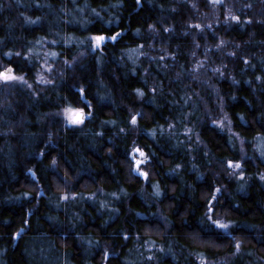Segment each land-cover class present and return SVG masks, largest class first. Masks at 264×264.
<instances>
[{
    "label": "trees",
    "instance_id": "obj_1",
    "mask_svg": "<svg viewBox=\"0 0 264 264\" xmlns=\"http://www.w3.org/2000/svg\"><path fill=\"white\" fill-rule=\"evenodd\" d=\"M212 3L0 0V264H264V0Z\"/></svg>",
    "mask_w": 264,
    "mask_h": 264
},
{
    "label": "rangeland",
    "instance_id": "obj_2",
    "mask_svg": "<svg viewBox=\"0 0 264 264\" xmlns=\"http://www.w3.org/2000/svg\"><path fill=\"white\" fill-rule=\"evenodd\" d=\"M211 1L214 2L212 4L215 7H218L219 5H221L223 3V0H211ZM96 37H100V36H96ZM96 37L93 38V40H94L93 41V45H94L93 48L94 49H97V48L101 47V43L103 41V40H101V41L97 42L96 39H95ZM50 61H51V59H50ZM9 68H10V70H8ZM2 69H3V73L6 72L8 75H10L12 77H15L14 79H11V80H8V81H4L3 79H1L3 83L19 82L24 77V74L23 75L20 74V73L16 74L14 72V67L11 66V65H7L6 67H3ZM54 72H55L54 66L52 65V63L48 64V58L47 57H44L43 60L41 61V63H39V66L37 68V71L32 75V78H34V81L33 82L36 85H38V84H42V85L43 84H46L48 82V80L50 78H52L53 75H51V74L54 73ZM20 75H22V76H20ZM70 109L71 110H83V108H81V107L70 108ZM66 110H68V109H66ZM66 110L64 111V115L63 116L65 117V119L67 120V122L70 123L73 120V118H72V115L69 112H67ZM225 121H226V117H223V119L220 120L219 123L221 125H225ZM131 155L133 156V158H134L135 161L137 160L135 162V164L139 162V168L137 169V172L143 174L144 171H145V173H146V165H147V162H148L147 161L146 154L143 153L138 147H136L135 150L133 152H131ZM239 167H237V168H239ZM219 224L225 225L221 221H220ZM218 228H220L221 230H225L226 229V228L219 227V226H218Z\"/></svg>",
    "mask_w": 264,
    "mask_h": 264
},
{
    "label": "snow or ice",
    "instance_id": "obj_3",
    "mask_svg": "<svg viewBox=\"0 0 264 264\" xmlns=\"http://www.w3.org/2000/svg\"><path fill=\"white\" fill-rule=\"evenodd\" d=\"M232 19L238 21L239 17L233 16ZM197 27H199V26H197ZM95 39H96L97 42H99V41H101V40H103L105 38L100 36V37H96ZM245 63H247V61H245ZM0 78H2L4 81H8V80L14 79L15 77H12V76L8 75L5 72V73H0ZM66 111L69 112L72 115L74 123H81L82 122L81 118H82V115H83V110H71V109H68ZM133 122H135V117H133ZM229 166L230 167L232 166V162H229ZM236 167H239V164H237ZM262 178H264V177H262ZM214 223H216L219 227H223V228L227 227V225L219 224L218 221H216Z\"/></svg>",
    "mask_w": 264,
    "mask_h": 264
},
{
    "label": "water",
    "instance_id": "obj_4",
    "mask_svg": "<svg viewBox=\"0 0 264 264\" xmlns=\"http://www.w3.org/2000/svg\"><path fill=\"white\" fill-rule=\"evenodd\" d=\"M8 70H10V68L8 69ZM85 115H86V113H85V110L83 109V115H82V121L85 119ZM137 150V149H136ZM138 151V150H137ZM139 168V162L138 163H136L135 164V168H134V171L135 172H137V169ZM141 175H143L142 173H140ZM18 236H16V238H17Z\"/></svg>",
    "mask_w": 264,
    "mask_h": 264
}]
</instances>
